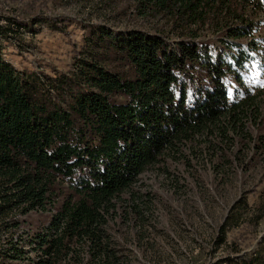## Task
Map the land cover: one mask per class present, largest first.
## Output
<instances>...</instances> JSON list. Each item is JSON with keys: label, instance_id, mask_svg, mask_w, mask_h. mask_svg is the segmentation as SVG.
I'll use <instances>...</instances> for the list:
<instances>
[{"label": "trees", "instance_id": "obj_1", "mask_svg": "<svg viewBox=\"0 0 264 264\" xmlns=\"http://www.w3.org/2000/svg\"><path fill=\"white\" fill-rule=\"evenodd\" d=\"M7 1L12 9L0 12V264H128L118 226L133 210L143 215L134 202L145 174H169V163L197 155L202 142L221 154L237 140L264 148V89L231 93L227 82H241L245 57L233 48L255 29L251 1L262 7L264 0H132L142 20L159 16L166 29L85 23L73 69L52 75L18 69L4 46L22 28L50 24L37 12L46 2ZM221 231L226 242L227 227ZM229 264H264V254Z\"/></svg>", "mask_w": 264, "mask_h": 264}, {"label": "rangeland", "instance_id": "obj_2", "mask_svg": "<svg viewBox=\"0 0 264 264\" xmlns=\"http://www.w3.org/2000/svg\"><path fill=\"white\" fill-rule=\"evenodd\" d=\"M43 2L45 7L37 12L55 22L22 28L4 41L6 59L20 70L70 72L75 56L82 52L85 23L114 31L166 29L159 16L142 20L132 0ZM251 2L249 10L256 5L255 14L251 13L255 29L238 49L233 48L243 52L245 66L238 70L241 82L228 78L231 93L264 89V4ZM10 3L0 0V12H9ZM38 29L35 35L32 30ZM209 35L204 32L203 38ZM261 131L252 130L253 138ZM245 145L237 140L221 154L209 151V144L202 142L194 147L197 155L169 163V174L154 171L143 176L137 186L140 197L134 202L143 215L132 209L118 226L128 238L124 247L128 264H229L255 252L264 254V148L258 152ZM222 226L228 229L226 242Z\"/></svg>", "mask_w": 264, "mask_h": 264}]
</instances>
